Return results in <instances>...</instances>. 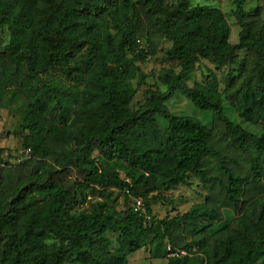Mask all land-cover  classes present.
I'll list each match as a JSON object with an SVG mask.
<instances>
[{"label": "trees", "instance_id": "1", "mask_svg": "<svg viewBox=\"0 0 264 264\" xmlns=\"http://www.w3.org/2000/svg\"><path fill=\"white\" fill-rule=\"evenodd\" d=\"M168 2L0 0V115L9 95L26 105V150L17 162L0 150V264H129L147 245L169 264H264V131L231 121L223 104L226 96L246 122L264 121V7L234 0L241 32L232 43L220 8ZM145 18L180 69H164L166 90H148L133 109ZM203 60L228 68L224 89L211 74L212 83H188ZM178 93L212 113L227 147L214 146L201 119L170 110ZM191 176L217 181V198L154 215L149 196ZM111 187L133 206L99 199Z\"/></svg>", "mask_w": 264, "mask_h": 264}, {"label": "rangeland", "instance_id": "2", "mask_svg": "<svg viewBox=\"0 0 264 264\" xmlns=\"http://www.w3.org/2000/svg\"><path fill=\"white\" fill-rule=\"evenodd\" d=\"M246 10H252L256 6L264 7V0H245ZM178 0H169L170 5H174ZM193 5L202 4L210 5L220 8L229 18L232 27L231 42L237 43L240 38L241 27L237 19L234 17V0H191ZM145 26L151 34H144L141 38V47L145 50L143 58L137 62L139 71L132 79V83L137 87V94L132 102L131 107L138 109L146 103L147 91L150 89L166 90V87L160 81V73L164 69L179 70V65L175 60L169 57V50L171 43L165 40L160 35L151 32V26L147 23L145 18ZM147 33V32H143ZM0 37L5 40L8 38L6 30L0 31ZM241 59V58H240ZM228 68L217 69L215 65L209 61L203 60L197 65V69L188 78V83L193 86L196 82L212 83L217 81L220 89H224L225 80L228 75ZM208 74L213 75V80L210 78L207 82ZM215 76V78H214ZM223 104L226 116L233 122L242 125L249 132L262 135L264 131V121L259 124L246 122L238 111L230 105L226 96H223ZM168 107L176 115H191L201 119L206 125L214 129V146L216 148L227 147V141L222 137V129L215 128V119L210 112L202 111L194 106V104L182 94L178 93L170 102ZM26 113V105L20 98H12L10 95L6 97L4 107L0 115V150L2 151V158L12 159L16 161L15 157L23 155L26 150L22 146L23 139L21 137V124ZM163 128L167 127V123L162 118H157ZM12 155V156H11ZM31 158V157H30ZM30 158H25L30 159ZM28 161V160H27ZM25 161V162H27ZM36 164V159L33 160ZM217 160L212 157L207 158L208 167L211 174L220 175L213 166ZM28 163V162H27ZM70 179L77 178L75 173L69 175ZM219 192V183L213 181H201L196 176H191L188 183H182L177 188L165 191L158 199L153 200L154 194L150 195V205L153 214L159 219L173 218L177 215H183L191 210L195 204L204 202L207 195L216 196ZM99 199L108 202L114 206L118 211L125 210L128 205L133 206V203L126 201L124 193L114 187L103 190ZM157 195V194H156ZM226 209V208H225ZM129 264H169L168 257L158 258L151 253V247H146L129 255Z\"/></svg>", "mask_w": 264, "mask_h": 264}, {"label": "built area", "instance_id": "3", "mask_svg": "<svg viewBox=\"0 0 264 264\" xmlns=\"http://www.w3.org/2000/svg\"><path fill=\"white\" fill-rule=\"evenodd\" d=\"M5 166V164L0 163V169ZM136 211L144 212L145 211V203L141 198L136 199V205H135Z\"/></svg>", "mask_w": 264, "mask_h": 264}]
</instances>
